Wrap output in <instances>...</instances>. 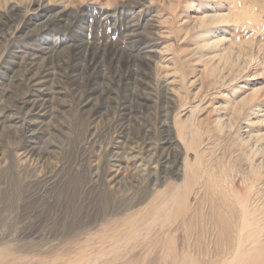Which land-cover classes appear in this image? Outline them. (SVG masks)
<instances>
[{"label":"rangeland","instance_id":"1","mask_svg":"<svg viewBox=\"0 0 264 264\" xmlns=\"http://www.w3.org/2000/svg\"><path fill=\"white\" fill-rule=\"evenodd\" d=\"M2 116L0 264H264V0H0Z\"/></svg>","mask_w":264,"mask_h":264},{"label":"bare ground","instance_id":"2","mask_svg":"<svg viewBox=\"0 0 264 264\" xmlns=\"http://www.w3.org/2000/svg\"><path fill=\"white\" fill-rule=\"evenodd\" d=\"M117 12V11H116ZM219 15H220V13H219ZM218 16V15H217ZM220 17V16H219ZM80 20V19H79ZM102 21V20H101ZM127 22H129V21H127ZM127 24V23H126ZM129 28V27H128ZM127 29V28H126ZM117 31V30H116ZM122 32V31H121ZM126 34V33H125ZM131 38V37H130ZM25 61V60H24ZM30 69H29V71H28V73H27V75L25 76V78L28 80V82H29V84H30V82L32 83L33 81H35V76H36V74H35V76H31V73L33 72V70H34V68H33V66L32 67H29ZM38 74H40V72L38 73ZM37 79H38V77H37ZM39 81V80H38ZM41 82V81H40ZM24 102H23V105H24V107H25V105L27 104V101L28 100H23ZM31 101V100H30ZM33 104H32V106L34 107V108H38L39 107V109L38 110H42V107H43V104H41V105H39L38 104V102H37V100H32L31 101ZM37 110V111H38ZM258 110H260V109H258ZM39 112V111H38ZM41 112V111H40ZM43 113V112H42ZM4 116H2V117H0V119L1 118H3ZM5 118V117H4ZM2 120V119H1ZM25 156H27L26 154H25ZM25 156H22V157H20L19 158V161H21L22 163L25 161ZM20 162V163H21ZM26 162V161H25ZM169 195V194H168ZM223 196V195H222ZM162 198V197H161ZM216 198V197H215ZM224 199V198H223ZM222 200V199H221ZM161 201V200H160ZM179 202V204L180 205H183L184 203H183V201H182V199L181 200H178L177 199V197L176 196H172L171 194H170V196L169 197H165L164 199H163V205L160 207V208H167L168 206H170L173 202ZM228 201V200H227ZM178 204V205H179ZM219 212V211H218ZM221 214V213H220ZM221 220H223V218L221 219ZM247 221H249L248 219H247ZM252 222H254V221H252ZM252 222H251V224H252ZM223 223H224V228H231L229 225V223H228V221L227 220H225V221H223ZM249 223V222H248ZM245 224V223H244ZM246 224H247V222H246ZM250 225V224H249ZM241 227V226H240ZM243 227V226H242ZM259 228V227H258ZM244 229H242V231H243ZM246 231H247V229H245ZM224 231V230H223ZM241 231V232H242ZM249 233H252V232H249ZM250 236V238H251V235H249ZM252 240V239H251ZM250 240V241H251Z\"/></svg>","mask_w":264,"mask_h":264}]
</instances>
